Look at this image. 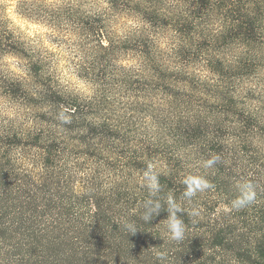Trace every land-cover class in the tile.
Listing matches in <instances>:
<instances>
[{
    "label": "trees",
    "instance_id": "obj_1",
    "mask_svg": "<svg viewBox=\"0 0 264 264\" xmlns=\"http://www.w3.org/2000/svg\"><path fill=\"white\" fill-rule=\"evenodd\" d=\"M17 13L77 21L103 90L38 92L44 130L0 122V264H264V0H20ZM6 23L0 54H17ZM22 84L0 88L34 104ZM190 176L210 187L189 201ZM245 181L255 201L233 209ZM169 196L181 242L166 231ZM149 199L161 208L145 222Z\"/></svg>",
    "mask_w": 264,
    "mask_h": 264
},
{
    "label": "rangeland",
    "instance_id": "obj_2",
    "mask_svg": "<svg viewBox=\"0 0 264 264\" xmlns=\"http://www.w3.org/2000/svg\"><path fill=\"white\" fill-rule=\"evenodd\" d=\"M18 1L0 0V17L6 19L10 31L5 41L20 48L17 54H0V84L20 80L23 84L19 86V93L32 94L36 100L34 104L10 102L3 93L4 89L0 88V122L6 124L13 120L23 132H37L38 128L46 129L43 121L47 118L43 116V107L36 104L38 92L45 94L50 86L63 93L93 97L103 87L96 79L97 70L93 67L94 55L90 46H84L76 35L77 21H64L65 24L53 26L45 21L25 18L17 13ZM123 29L118 31L119 34H123ZM128 58L122 57L120 64L130 65ZM36 62L41 69L34 76L33 64ZM97 77L100 78V74Z\"/></svg>",
    "mask_w": 264,
    "mask_h": 264
},
{
    "label": "clouds",
    "instance_id": "obj_3",
    "mask_svg": "<svg viewBox=\"0 0 264 264\" xmlns=\"http://www.w3.org/2000/svg\"><path fill=\"white\" fill-rule=\"evenodd\" d=\"M218 157H214L205 162V167H212L218 161ZM185 192L183 196L187 200H191L197 192L210 187L209 183L202 177L190 176L184 180ZM144 186H146L151 195L155 196L160 191V185L157 176L151 172V166L149 170L144 173ZM239 195L231 201V207L236 210H240L255 201L256 191L255 186L250 181H245L237 185ZM143 220L145 222L150 221L160 211L161 205L153 200H147L144 205ZM181 211L180 205H178L172 196L168 197V217L166 219V231L168 237L172 241L181 242L185 237L186 226L182 219L177 215ZM191 215L198 216L197 211H192ZM125 227L130 233L137 231L133 224H126ZM157 258L161 261L166 259V253L161 251L157 252Z\"/></svg>",
    "mask_w": 264,
    "mask_h": 264
}]
</instances>
